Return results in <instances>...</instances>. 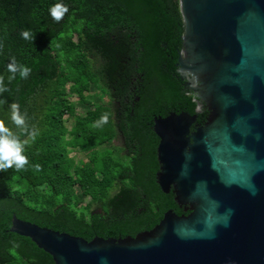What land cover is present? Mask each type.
Returning <instances> with one entry per match:
<instances>
[{"label":"trees","instance_id":"16d2710c","mask_svg":"<svg viewBox=\"0 0 264 264\" xmlns=\"http://www.w3.org/2000/svg\"><path fill=\"white\" fill-rule=\"evenodd\" d=\"M56 4L68 8L59 22L50 12ZM184 30L179 0H0V120L28 141V164L0 171V264H55L29 238L10 232L14 215L90 242L136 237L169 210L185 214L156 182H117L108 161L98 179L71 157L118 130L148 129L156 116L198 114L178 73ZM13 103L29 131L37 130L34 140L12 122ZM106 113L108 123L93 127ZM198 116L205 121V108Z\"/></svg>","mask_w":264,"mask_h":264},{"label":"water","instance_id":"95a60500","mask_svg":"<svg viewBox=\"0 0 264 264\" xmlns=\"http://www.w3.org/2000/svg\"><path fill=\"white\" fill-rule=\"evenodd\" d=\"M178 73L198 115L155 119L158 185L189 214L169 210L136 237H80L12 218L55 264H264V0H179Z\"/></svg>","mask_w":264,"mask_h":264},{"label":"flooded vegetation","instance_id":"af4514ba","mask_svg":"<svg viewBox=\"0 0 264 264\" xmlns=\"http://www.w3.org/2000/svg\"><path fill=\"white\" fill-rule=\"evenodd\" d=\"M203 108L205 106L200 107L198 104L197 115L203 112ZM205 111L208 113L206 108ZM168 116L154 117L151 122L147 123L148 129L118 130L117 135L110 141L91 149L89 152L80 151L83 158L78 163L84 162L90 166L98 179L106 176L103 168L105 162L108 161L116 165L117 182L123 183L140 178L141 181L157 183L158 175L162 171L159 158L161 139L156 133L154 125L156 118H167ZM206 120L207 118L202 122L198 116L190 134H194L197 131L196 128L203 126ZM182 208H184L185 214H189L185 207Z\"/></svg>","mask_w":264,"mask_h":264},{"label":"clouds","instance_id":"9594fccd","mask_svg":"<svg viewBox=\"0 0 264 264\" xmlns=\"http://www.w3.org/2000/svg\"><path fill=\"white\" fill-rule=\"evenodd\" d=\"M51 16L59 22L65 13L68 12L67 6L63 4H56L52 6L50 9ZM24 38L29 37V33L27 31L21 33ZM9 71L15 72V59L13 58V64L8 66ZM30 69L24 67L23 72L21 73L22 77H27ZM11 79V78H10ZM0 82H2V78H0ZM5 91L4 88H0V92ZM12 114L11 119L12 122L18 127L21 128L25 133H28L29 139L34 140L37 136V130L29 131L28 127L25 124V118L20 114L19 107L16 103L11 105ZM26 115V113H25ZM109 121V115L106 113L101 116L100 120L93 125V127H100L101 125L107 124ZM23 126V127H22ZM28 141H23L19 139V137L13 133L9 128H7L2 120H0V171H6L7 169L15 166L16 170H20L24 168L25 165L28 164V158L23 154L24 145L27 144ZM34 168L37 171L41 170V165L36 164ZM14 243V247H19L18 244Z\"/></svg>","mask_w":264,"mask_h":264},{"label":"rangeland","instance_id":"374dc122","mask_svg":"<svg viewBox=\"0 0 264 264\" xmlns=\"http://www.w3.org/2000/svg\"><path fill=\"white\" fill-rule=\"evenodd\" d=\"M97 93L100 94V91H98ZM102 96H103V98H105V100H107L106 97H108V96H106V95H102ZM75 101H76V100H75ZM82 113H83V110H82V108L79 106V107H78V114H82ZM73 123H74V122H73L72 120H69V121L66 122V125H67L68 128H71V126L73 125ZM82 155H83V154H81L80 151H75V152H73V153L71 154V157H72L76 162H78L80 159L83 158Z\"/></svg>","mask_w":264,"mask_h":264}]
</instances>
